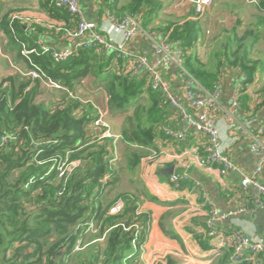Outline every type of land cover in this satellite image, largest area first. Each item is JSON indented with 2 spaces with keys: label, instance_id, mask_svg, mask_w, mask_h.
Instances as JSON below:
<instances>
[{
  "label": "trees",
  "instance_id": "trees-1",
  "mask_svg": "<svg viewBox=\"0 0 264 264\" xmlns=\"http://www.w3.org/2000/svg\"><path fill=\"white\" fill-rule=\"evenodd\" d=\"M105 3L117 17L136 14L147 29L162 9L160 0H126L121 6V0ZM257 5L264 12V0H257ZM40 8L64 21V30L35 26L32 31L17 18L8 17L1 23V29L24 58L23 44L37 49L30 53L29 64L40 68L44 76L18 85L12 77L0 79V145L2 138L8 137L0 146V264H123L133 241L136 250L126 264H137L148 240L150 215L137 214L136 197L122 213H110L117 199L127 195L109 197L111 189L121 181L120 169L117 161L111 162L112 139L92 127L95 107L74 98L54 105L38 103L36 98L40 80L50 79L70 90L87 76L108 82L113 103L129 111L121 139L126 144V168L134 171L145 150L152 148L157 136L168 127L165 123L169 107L161 93L148 86L146 75H133L128 59L101 46L78 49L67 60L54 61L49 52L43 51L44 44L38 42L37 34L67 38L66 29L75 24V18L55 0H41ZM199 30L198 20H186L167 21L154 32L163 33L170 42L183 47L185 68L208 90L221 84L228 70H239L241 78L245 76L239 96L241 107L255 114L264 107V83L254 96L247 87L264 71V61L251 57L258 35L248 32L239 37L235 29L224 30V37L216 41L205 62L199 55ZM74 160H80L81 166L63 185L57 165ZM124 217L126 222L115 226L108 235L105 249L96 244L87 252L75 251L78 242L84 243L91 223L103 234L107 222ZM140 221L143 226L136 230L134 225ZM161 264L178 263L169 256Z\"/></svg>",
  "mask_w": 264,
  "mask_h": 264
},
{
  "label": "crops",
  "instance_id": "crops-1",
  "mask_svg": "<svg viewBox=\"0 0 264 264\" xmlns=\"http://www.w3.org/2000/svg\"><path fill=\"white\" fill-rule=\"evenodd\" d=\"M41 0H0V79L12 77L15 84H21L32 80L29 72L33 69L29 62L20 55L18 46L11 37L1 29L2 19H18L25 28L35 31V26H41L59 32L64 30L66 23L50 17L40 8ZM86 17L98 22L102 28V34L108 39L119 40L115 22L107 17L105 0H79ZM126 0H121V6ZM240 1V2H239ZM214 0L208 6L203 15L196 19L194 5L189 0H160L162 9L158 17L151 23L149 30L154 32L156 28L163 26L167 21L183 23L186 20H198L200 26L199 51L202 44L212 42L205 37V31H212L217 40L224 37V30L235 29L238 36H244L248 32L258 35L254 43L251 57L257 61L264 58H254V48L263 37L260 28H264V12L260 11L256 2L252 0ZM255 4H252V3ZM249 5L256 12V21L246 29L242 35L236 22H250L244 18L239 11V5ZM240 5V6H241ZM231 13L230 23L220 26ZM219 18V21H218ZM257 31V32H256ZM44 45L59 48H72V41L64 37H53L39 32L37 34ZM205 38L207 40H205ZM216 40V41H217ZM126 50L139 52L145 51L152 57V41L145 36H137L125 46ZM208 55H201L203 61ZM166 79L172 88L182 90L183 80L178 74L177 68L168 66L164 71ZM139 75H146L141 72ZM41 88L37 95L38 103L49 105L59 104L74 98L84 104H92L105 114L110 122L112 131L121 135L124 122L129 111L117 107L111 97L108 82L102 81L95 76H87L78 80L73 89L65 86L54 87L47 85L46 81L40 80ZM258 84L264 83V71L259 72L256 80ZM254 82L249 84L247 92L254 96ZM241 83V72L239 70H228L227 75L221 82L220 109L215 115L221 139L226 146V151L232 156L235 167L225 174L221 173L218 165H203L196 162L197 157L204 155L206 136L192 127L182 115L175 109L169 107L166 115L165 126L176 131L184 130L185 139L176 140L168 135L159 134L155 145L145 150L146 154L141 158L138 170L126 168V144L119 140L116 144L119 158L117 165L120 169L121 181L119 185L111 189L109 197L125 194V199L136 197L140 208L150 215L148 240L143 245L137 264H161L167 257L171 256L178 264H232L230 255L233 250L232 232L240 229L255 234L264 239V207L258 208L254 214L239 213L232 218L216 221L212 227L208 225L210 211L216 209L219 213H228L242 206H253L254 189L242 185L245 176H252L258 163L257 155L251 148V140L247 136H241V130L237 124L249 111L240 108L236 113L235 127L229 126L225 119L226 110L230 106L235 88ZM188 113L195 117V110L187 106ZM253 112V110H251ZM254 122L251 130L256 131L264 123V107L258 109L254 114ZM226 120V121H225ZM179 155V157H174ZM171 166L173 172L187 171L190 180L177 187L170 181L173 173L166 170ZM264 181V170L257 175ZM122 189V190H121ZM120 190V191H119ZM122 196V195H121ZM130 201H128V204ZM127 204V205H128ZM126 218L116 219L106 223V230L100 234L99 229L94 226L88 230L83 238L84 247L80 252H87L96 244L105 249L107 237L112 229L118 224H124ZM136 250L133 243L132 248L126 252V260ZM82 261L77 259L76 261ZM87 260H85V263Z\"/></svg>",
  "mask_w": 264,
  "mask_h": 264
},
{
  "label": "built area",
  "instance_id": "built-area-1",
  "mask_svg": "<svg viewBox=\"0 0 264 264\" xmlns=\"http://www.w3.org/2000/svg\"><path fill=\"white\" fill-rule=\"evenodd\" d=\"M110 1V0H109ZM194 5L196 19L200 18L205 9L210 6L214 0H189ZM257 3V0H252ZM56 5L65 8L74 18L75 24L66 29L67 38L72 41V48H59L51 45H43V51L49 52L56 62L67 60L75 50L92 48L101 46L106 51L116 52L118 57L128 59L130 61V71L133 75H139L144 72L147 76L148 86L153 90L159 91L163 100L167 105L177 110L192 127L202 132L207 140L204 146V155L197 157L196 162L203 165H218L221 173L225 174L228 170L235 167L234 160L226 151V146L220 136L215 115L220 109L221 84H218L214 90H208L200 82L194 79L185 68V54L183 47L176 43L170 42L168 36L161 32H152L145 28L136 14L126 13L122 17H117L107 7V17L115 22L116 31L119 33L120 39H108L102 34V28L98 22L90 20L84 14L79 0H55ZM137 36L148 37L152 41V57L143 51L133 52L125 49L127 43L131 42ZM37 52V49H29L26 44L22 45L21 53L31 64L30 53ZM175 66L178 74L183 80L182 90L172 88L170 82L166 79L164 71L168 66ZM29 74L32 78H43L44 74L40 68H33ZM245 79L242 76L241 81ZM47 85L61 87V85L53 80L46 79ZM242 83H240L233 94L229 108L226 110L225 119L229 126L235 127L233 121L235 114L239 113L241 108L240 95L242 91ZM187 106L195 110V117H192ZM95 107V106H94ZM96 109V119L93 122V129L102 133L103 137L112 139L113 146L109 148L111 162L117 161L119 158L116 144L121 140L122 136L112 131L111 124L106 119L105 114ZM225 120V121H226ZM254 122V116L251 111L246 113L237 127L241 130V136H247L251 140V148L257 155L258 163L252 176H245L242 185L252 187L254 189L253 206H242L228 213H219L216 209L210 211L208 225L212 227L213 223L227 218H232L239 213L254 214L258 208L264 207V181H261L257 175L264 170V123L256 131L251 130V124ZM165 134L176 139H185L186 132L184 130L176 131L172 128H165ZM8 137L2 138L0 146L5 145ZM179 157V155H174ZM81 166L80 160L71 162H62L57 165L59 178L63 185L66 183L70 174ZM190 180L187 171L173 172L170 181L177 187L183 185ZM31 181V180H30ZM62 192L63 188L60 189ZM132 199V198H131ZM130 198L125 199L120 196L110 208L112 215H118L126 208ZM131 202V201H130ZM144 211L138 204L137 214ZM142 221L134 225L136 230L142 228ZM91 223L88 227H94ZM233 250L230 255L232 264H264V239L243 230L237 229L232 232ZM134 243V241H133ZM135 244V243H134ZM82 240L75 246V251L82 250L84 247Z\"/></svg>",
  "mask_w": 264,
  "mask_h": 264
},
{
  "label": "rangeland",
  "instance_id": "rangeland-1",
  "mask_svg": "<svg viewBox=\"0 0 264 264\" xmlns=\"http://www.w3.org/2000/svg\"><path fill=\"white\" fill-rule=\"evenodd\" d=\"M236 1L237 0H233V2L236 4ZM239 1V0H238ZM240 2V1H239ZM252 3V2H251ZM252 4H255V3H252ZM237 5H239L238 7H239V11L242 13V14H244V18L246 19V20H250V22H248L247 23V21H245L244 20V22L242 23V22H236L235 24L238 26V28H239V34L240 35H242L243 33H245L246 32V29L248 28V27H251V23L253 22V21H256V19H257V17H256V12H254L253 11V9L252 8H250V6L249 5H246V4H244V5H241V3L240 4H237ZM241 5V6H240ZM232 16H231V13L230 14H226V18L224 19V20H222V22H219L220 23V26H222L223 27V25H228L229 23H230V18H231ZM218 21H219V18H218ZM174 22H176V21H174ZM257 32V31H256ZM258 33H260V35H261V37H263V39L260 41V42H258L257 44H256V46H255V48H254V53H253V57L254 58H264V28L263 29H261L260 28V31L258 32ZM205 37L206 38H208L209 40L211 39V41L212 42H210V43H205V44H202V46H201V48H200V51H199V55L201 56H203L204 54H206V55H208V53L210 54V52L211 51H213L214 50V44L216 43V40H217V38H215L216 36H215V34H213L212 33V31H211V33L209 32H206L205 31ZM245 35V34H244ZM205 38V40H207ZM219 46V45H218ZM209 58V57H208ZM207 57L206 58H204L206 61H207V59H208ZM254 85H256L255 86V89H257L260 85H262V84H258L257 82L255 83L254 82ZM110 123V122H109ZM122 190V189H121ZM120 191V190H119ZM116 194V193H115ZM115 194L114 195H112L113 197H115ZM75 261H76V259H75ZM74 261V262H75Z\"/></svg>",
  "mask_w": 264,
  "mask_h": 264
},
{
  "label": "water",
  "instance_id": "water-1",
  "mask_svg": "<svg viewBox=\"0 0 264 264\" xmlns=\"http://www.w3.org/2000/svg\"><path fill=\"white\" fill-rule=\"evenodd\" d=\"M173 171H174V167L173 166H171L170 168H168L167 170H166V172L167 173H173Z\"/></svg>",
  "mask_w": 264,
  "mask_h": 264
}]
</instances>
